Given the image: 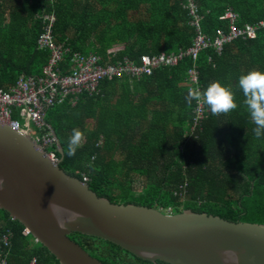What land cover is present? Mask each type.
Wrapping results in <instances>:
<instances>
[{
	"label": "trees",
	"instance_id": "16d2710c",
	"mask_svg": "<svg viewBox=\"0 0 264 264\" xmlns=\"http://www.w3.org/2000/svg\"><path fill=\"white\" fill-rule=\"evenodd\" d=\"M200 30L213 39L227 32V10L235 24L264 20V0H192ZM53 15L52 36L71 52H95L102 65L142 55H166L187 49L197 33L188 0H0V89L9 90L21 75L41 76L49 50L38 46L46 16ZM195 67L197 84L188 70ZM264 72V28L254 37H236L184 57L174 66L139 78L102 80L98 92H82L45 109L40 134L55 132L62 145L46 149L60 168L84 181L112 203L154 207L175 214L185 209L238 222L264 223V137L257 139L244 105L238 78ZM68 70V69H67ZM65 72V71H63ZM66 73V72H65ZM220 81L235 94L237 109L205 115L193 131L196 102L184 97L190 88ZM74 128L84 133L75 156L65 153ZM25 227L0 209V261L6 264H59L50 252L24 234ZM9 236V244L2 241ZM104 264H154L105 240L68 236ZM157 264H165L157 261Z\"/></svg>",
	"mask_w": 264,
	"mask_h": 264
},
{
	"label": "water",
	"instance_id": "95a60500",
	"mask_svg": "<svg viewBox=\"0 0 264 264\" xmlns=\"http://www.w3.org/2000/svg\"><path fill=\"white\" fill-rule=\"evenodd\" d=\"M61 159L53 162L30 135L0 122V209L59 264H104L71 240V233L105 240L154 264H264V223L112 203L65 173Z\"/></svg>",
	"mask_w": 264,
	"mask_h": 264
},
{
	"label": "built area",
	"instance_id": "2783aa9c",
	"mask_svg": "<svg viewBox=\"0 0 264 264\" xmlns=\"http://www.w3.org/2000/svg\"><path fill=\"white\" fill-rule=\"evenodd\" d=\"M188 5L189 13L193 15L191 23L195 25L197 31L192 44L185 50L169 53V55L163 52L156 56L142 55L137 63L124 58L114 64L102 65L100 56L95 52H89L87 55L71 52L68 67L61 68L60 63L65 53L69 52V48L54 42L52 24L55 18L53 15L46 16L45 28L38 39V46L49 50V57L44 65L42 75H21L11 89H0V122L8 123L18 131L30 135L45 150L47 156L53 162H57L58 159L53 152L46 149L56 143L55 137L51 134L45 135L38 132L45 125L44 114L48 106L55 102H61L65 98L72 99L73 102L82 92L97 93L100 82L105 79L112 80L124 76L139 78L150 75L154 69L174 66L186 56H190L194 60L199 50L208 46H213L216 51H220L223 43L236 37H254L257 27L264 28V20L259 21L256 25L246 23L243 26H238L235 24L236 15L231 10H227L221 16L229 21L227 32L218 31L217 35L211 39L200 30L199 16L192 0H188ZM188 77L190 83L195 86L197 73L194 66L188 70ZM205 112L203 101L196 102L191 131L199 125ZM21 120L24 121V124ZM87 180L84 178L85 182ZM24 234L29 235L30 233L25 229ZM2 241L7 246L9 236L4 235ZM0 264H6L4 259L0 261Z\"/></svg>",
	"mask_w": 264,
	"mask_h": 264
},
{
	"label": "clouds",
	"instance_id": "9594fccd",
	"mask_svg": "<svg viewBox=\"0 0 264 264\" xmlns=\"http://www.w3.org/2000/svg\"><path fill=\"white\" fill-rule=\"evenodd\" d=\"M238 87L242 90L243 103L247 108L251 122L255 125L253 133L257 139H260L264 137V72L254 69L246 74H241L238 78ZM184 99L188 106H191L193 101L197 103L203 101L211 108L213 116L228 114L238 107L234 92L220 81L211 82L203 90L198 87L190 88ZM83 140L84 133L80 129L74 128L68 139L65 154L68 157L75 156L77 150L82 146ZM3 185L4 180L0 178V190ZM223 257L225 260L228 259L224 254Z\"/></svg>",
	"mask_w": 264,
	"mask_h": 264
},
{
	"label": "rangeland",
	"instance_id": "374dc122",
	"mask_svg": "<svg viewBox=\"0 0 264 264\" xmlns=\"http://www.w3.org/2000/svg\"><path fill=\"white\" fill-rule=\"evenodd\" d=\"M22 121V120H21ZM22 124H24V121H22Z\"/></svg>",
	"mask_w": 264,
	"mask_h": 264
}]
</instances>
